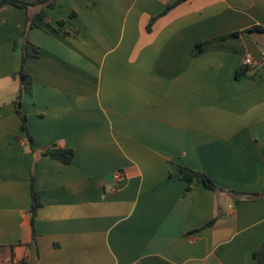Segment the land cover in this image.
I'll return each instance as SVG.
<instances>
[{
  "label": "crops",
  "instance_id": "crops-1",
  "mask_svg": "<svg viewBox=\"0 0 264 264\" xmlns=\"http://www.w3.org/2000/svg\"><path fill=\"white\" fill-rule=\"evenodd\" d=\"M177 1L58 0L37 27L0 6V264H257L264 32L194 50L264 27V0Z\"/></svg>",
  "mask_w": 264,
  "mask_h": 264
},
{
  "label": "trees",
  "instance_id": "trees-1",
  "mask_svg": "<svg viewBox=\"0 0 264 264\" xmlns=\"http://www.w3.org/2000/svg\"><path fill=\"white\" fill-rule=\"evenodd\" d=\"M58 0H33V1H26V0H0V6H2L5 3H11L16 6L20 7H25L27 9L30 8H37L34 12L31 13L29 17V25L30 27H37L39 26V21L44 20L47 17V10L48 8H52L57 4ZM184 0H178L174 4H170L166 11L168 9H171L174 7L176 4L182 2ZM166 11L164 13H166ZM154 20V19H153ZM152 20V21H153ZM64 22H60L62 25ZM151 24L149 25V29L151 28ZM251 32H264V27L262 25H253L249 28L243 29V30H237L233 31L230 33H227L225 35L219 36V37H214L206 41L199 42L195 45V50L194 54L199 55L202 51L203 48L217 40L221 39H226L228 37L232 36H237L240 35L241 33H251ZM31 55H38V52L35 50V52H25L23 55V62L26 61V59L31 56ZM256 67H258L254 62L252 64L245 63L241 68L237 70V77H240L242 75L250 74L252 73ZM22 83H23V88L29 89L30 84H31V77L28 74H25L23 71L20 72L19 74ZM17 105V112L21 117L22 120V127L28 132V125H27V116L26 114L22 111L21 108V101L17 100L16 102ZM29 139L31 143H33V139L31 136H29ZM47 154H50L51 157H53L55 160L69 164L72 162V160L75 157V151L72 148H62L58 147L57 145H54L52 147L47 148L46 150ZM180 175L182 179H184L187 183V189L191 188V184L197 180L200 182H203L207 187L216 190L218 189V186L215 184L213 179L207 175L206 173L202 171H198L189 167L185 166H180L179 168ZM42 205V200H41V195L39 191H37L34 186L32 187V208H31V213H32V223L34 222V216L38 210V208ZM256 258H257V264H264V243L262 244L261 248L259 251L256 253Z\"/></svg>",
  "mask_w": 264,
  "mask_h": 264
},
{
  "label": "built area",
  "instance_id": "built-area-1",
  "mask_svg": "<svg viewBox=\"0 0 264 264\" xmlns=\"http://www.w3.org/2000/svg\"><path fill=\"white\" fill-rule=\"evenodd\" d=\"M244 62L248 64H252L254 62L253 58L251 55H245Z\"/></svg>",
  "mask_w": 264,
  "mask_h": 264
},
{
  "label": "water",
  "instance_id": "water-1",
  "mask_svg": "<svg viewBox=\"0 0 264 264\" xmlns=\"http://www.w3.org/2000/svg\"><path fill=\"white\" fill-rule=\"evenodd\" d=\"M20 86L22 87V84H20ZM21 91V90H20ZM257 197V196H256Z\"/></svg>",
  "mask_w": 264,
  "mask_h": 264
}]
</instances>
